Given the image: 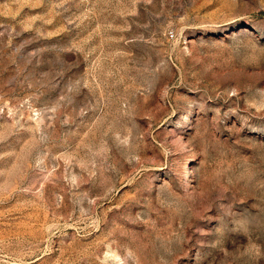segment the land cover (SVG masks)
<instances>
[{"label":"rangeland","instance_id":"obj_1","mask_svg":"<svg viewBox=\"0 0 264 264\" xmlns=\"http://www.w3.org/2000/svg\"><path fill=\"white\" fill-rule=\"evenodd\" d=\"M0 264H264V0H0Z\"/></svg>","mask_w":264,"mask_h":264}]
</instances>
